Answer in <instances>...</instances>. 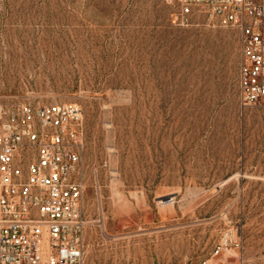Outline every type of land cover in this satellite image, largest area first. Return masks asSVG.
<instances>
[{
  "label": "rangeland",
  "instance_id": "1",
  "mask_svg": "<svg viewBox=\"0 0 264 264\" xmlns=\"http://www.w3.org/2000/svg\"><path fill=\"white\" fill-rule=\"evenodd\" d=\"M176 12L0 0V102L81 108L87 262L194 264L241 235L264 264V107L239 106L237 32Z\"/></svg>",
  "mask_w": 264,
  "mask_h": 264
},
{
  "label": "built area",
  "instance_id": "2",
  "mask_svg": "<svg viewBox=\"0 0 264 264\" xmlns=\"http://www.w3.org/2000/svg\"><path fill=\"white\" fill-rule=\"evenodd\" d=\"M166 3L182 27L201 17L237 32L239 106L264 107V0ZM83 151L77 104L0 102V264H134L85 259ZM242 250L238 235L194 264H247Z\"/></svg>",
  "mask_w": 264,
  "mask_h": 264
},
{
  "label": "bare ground",
  "instance_id": "3",
  "mask_svg": "<svg viewBox=\"0 0 264 264\" xmlns=\"http://www.w3.org/2000/svg\"><path fill=\"white\" fill-rule=\"evenodd\" d=\"M173 202H174L173 198L162 199V200L158 201V207L162 211H167V210H171L172 211L174 209Z\"/></svg>",
  "mask_w": 264,
  "mask_h": 264
}]
</instances>
